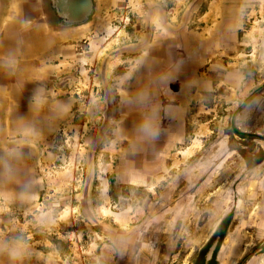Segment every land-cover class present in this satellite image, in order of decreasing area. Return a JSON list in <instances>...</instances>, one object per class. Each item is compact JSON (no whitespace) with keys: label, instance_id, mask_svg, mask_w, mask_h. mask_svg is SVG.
<instances>
[{"label":"rangeland","instance_id":"374dc122","mask_svg":"<svg viewBox=\"0 0 264 264\" xmlns=\"http://www.w3.org/2000/svg\"><path fill=\"white\" fill-rule=\"evenodd\" d=\"M212 1L138 0L67 40L56 85L66 120L45 139L0 143V264H193L226 216L222 264H264V0L223 2L240 24L220 70L237 73V88L205 96V157L145 187L115 179V129L106 120L116 97L111 90L109 101L106 86L128 76L119 75L124 55L129 66L136 54L127 46L149 34L138 25L163 22L180 40L200 37ZM207 132L202 126L198 136ZM201 145L195 138L182 161ZM14 243L23 245L15 259Z\"/></svg>","mask_w":264,"mask_h":264},{"label":"crops","instance_id":"0c3cea01","mask_svg":"<svg viewBox=\"0 0 264 264\" xmlns=\"http://www.w3.org/2000/svg\"><path fill=\"white\" fill-rule=\"evenodd\" d=\"M135 1L0 0L1 144L45 139L52 128L63 124L66 102L57 95L62 90L57 81L63 73L57 61L67 56V40L98 25L107 13L130 8ZM141 1L151 5L160 0ZM225 1L210 3L200 19L206 32L198 34L200 37L180 40L179 33L163 22L138 25L149 34L128 44L136 54L129 66L125 63L131 58L124 55L126 71L119 74L128 76L122 84L114 77L115 83L106 86L109 101L111 90L116 97V103L107 105L106 121L115 129L118 183L149 186L205 157L212 139L211 121L201 113L205 96L223 84L234 92L237 88V73L220 70L226 69L223 57L237 48L240 24L237 8L228 11ZM202 126L208 132L198 136ZM197 137L201 147L183 162V152ZM177 160L181 162L175 165Z\"/></svg>","mask_w":264,"mask_h":264},{"label":"flooded vegetation","instance_id":"af4514ba","mask_svg":"<svg viewBox=\"0 0 264 264\" xmlns=\"http://www.w3.org/2000/svg\"><path fill=\"white\" fill-rule=\"evenodd\" d=\"M205 12L203 14H205ZM251 174L253 175V172ZM227 175L229 174H225V176ZM255 181L256 179L249 180L248 187L250 188V186ZM228 218L229 216H226L225 218L217 222L218 225L215 227V229L210 234V236L206 239V242L204 243L203 247L200 249L196 261L193 264H222V256L227 250L225 242L227 240V234H228L227 225H226L228 223Z\"/></svg>","mask_w":264,"mask_h":264},{"label":"clouds","instance_id":"9594fccd","mask_svg":"<svg viewBox=\"0 0 264 264\" xmlns=\"http://www.w3.org/2000/svg\"><path fill=\"white\" fill-rule=\"evenodd\" d=\"M23 245L19 243H14L12 246L8 248L9 254L13 259L18 258L22 254ZM0 250H4L0 247Z\"/></svg>","mask_w":264,"mask_h":264},{"label":"bare ground","instance_id":"6f19581e","mask_svg":"<svg viewBox=\"0 0 264 264\" xmlns=\"http://www.w3.org/2000/svg\"><path fill=\"white\" fill-rule=\"evenodd\" d=\"M195 144H197V145H199V142L198 141H195ZM191 152H189V154H190ZM104 183H105V180H104ZM106 198L108 199L109 198V196L106 194ZM108 202H109V200H108Z\"/></svg>","mask_w":264,"mask_h":264}]
</instances>
